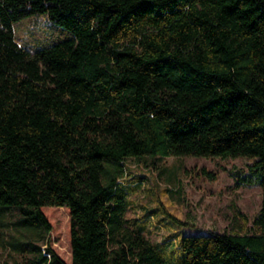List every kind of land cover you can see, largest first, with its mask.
Listing matches in <instances>:
<instances>
[{
  "label": "trees",
  "instance_id": "obj_1",
  "mask_svg": "<svg viewBox=\"0 0 264 264\" xmlns=\"http://www.w3.org/2000/svg\"><path fill=\"white\" fill-rule=\"evenodd\" d=\"M146 156L248 158L254 232L153 243L122 218ZM50 208L71 264H264V0H0V264H69Z\"/></svg>",
  "mask_w": 264,
  "mask_h": 264
},
{
  "label": "rangeland",
  "instance_id": "obj_2",
  "mask_svg": "<svg viewBox=\"0 0 264 264\" xmlns=\"http://www.w3.org/2000/svg\"><path fill=\"white\" fill-rule=\"evenodd\" d=\"M22 33L33 43L40 39L31 25H24ZM126 164L122 218L136 228L143 226L153 243L170 239L174 245L182 236L254 232L263 194L260 174L251 170L248 158L146 156ZM45 212L53 225L52 246L71 264L69 209Z\"/></svg>",
  "mask_w": 264,
  "mask_h": 264
}]
</instances>
